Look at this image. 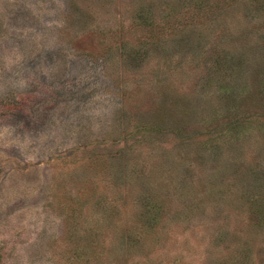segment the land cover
Here are the masks:
<instances>
[{"label": "rangeland", "instance_id": "374dc122", "mask_svg": "<svg viewBox=\"0 0 264 264\" xmlns=\"http://www.w3.org/2000/svg\"><path fill=\"white\" fill-rule=\"evenodd\" d=\"M0 264H264V0H0Z\"/></svg>", "mask_w": 264, "mask_h": 264}]
</instances>
